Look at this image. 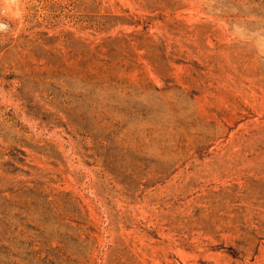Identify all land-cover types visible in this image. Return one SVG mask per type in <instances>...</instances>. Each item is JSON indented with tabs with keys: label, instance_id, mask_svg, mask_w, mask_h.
I'll return each mask as SVG.
<instances>
[{
	"label": "rangeland",
	"instance_id": "374dc122",
	"mask_svg": "<svg viewBox=\"0 0 264 264\" xmlns=\"http://www.w3.org/2000/svg\"><path fill=\"white\" fill-rule=\"evenodd\" d=\"M0 264H264V0H0Z\"/></svg>",
	"mask_w": 264,
	"mask_h": 264
}]
</instances>
